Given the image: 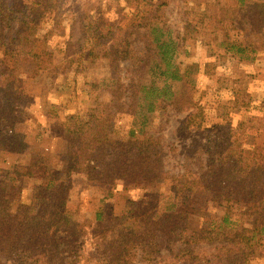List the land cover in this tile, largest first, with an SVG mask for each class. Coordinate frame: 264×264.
<instances>
[{"label": "trees", "instance_id": "16d2710c", "mask_svg": "<svg viewBox=\"0 0 264 264\" xmlns=\"http://www.w3.org/2000/svg\"><path fill=\"white\" fill-rule=\"evenodd\" d=\"M24 1L0 0V160L20 151L25 141L16 130L22 123L20 76L42 69L53 38H67L64 58H94L97 50H105L108 70L125 78L110 91L104 111L112 107L133 115L126 141L91 142L68 129L73 154L67 167L97 185L122 183L150 191L145 203L124 208L121 229L110 233L92 220L80 221L66 207L69 190L40 178L33 165L0 168V264H42L51 233L65 238L57 247L59 264H250L257 250H264V153L243 141L247 132L264 131V115L253 120L256 124L234 122L212 135L222 127L207 117L194 79L215 76V67L202 71L197 64L181 67L177 60L182 43L195 39L203 25L195 15L212 16L227 55L253 60L246 53L264 52V13H246L245 21H235V12L219 0H202L203 9L200 0H177L194 5L185 9L177 33L160 20L168 0H106L112 24L92 20L95 7L103 6L100 0ZM126 10L133 11L130 19ZM142 69H147V83L132 106ZM170 106L178 109L173 132L179 142L166 144L167 118L157 132L150 127L156 113L169 115ZM26 178L40 183L32 202L22 199ZM212 207L228 209L199 229L190 225L192 217ZM96 216L94 221L101 222L100 212Z\"/></svg>", "mask_w": 264, "mask_h": 264}, {"label": "rangeland", "instance_id": "374dc122", "mask_svg": "<svg viewBox=\"0 0 264 264\" xmlns=\"http://www.w3.org/2000/svg\"><path fill=\"white\" fill-rule=\"evenodd\" d=\"M100 1L103 6L95 7V11L91 14L92 20H100L102 24H112L114 13L105 8L106 0ZM149 1L154 4L158 0ZM168 1L171 5L164 9L160 20H163L170 30L180 33L181 23L184 22V11L194 5L183 4L177 0ZM219 1L222 7H231L230 13L235 12V21H245L241 17L246 13L249 17L264 13V0ZM199 4L202 9L205 8L204 1L200 0ZM132 14L133 11L126 10L125 18L130 19ZM193 17L203 22V25L195 39L185 40L182 43V54L177 62L181 67L187 63L197 64L202 71L204 67H215V76L207 78L198 75L194 79L199 90L197 96L204 95L201 103L205 106L207 117L211 123L222 127L212 135L218 134L225 127L232 126L234 122L250 121L251 123L256 120L255 118H262L264 52L246 53L253 60L236 57L232 52L231 55H227L222 46L223 33L217 28L212 16ZM65 24L67 37L71 22L67 21ZM249 24L251 25L250 20ZM231 33L234 37L237 35L232 30ZM66 40L67 38H53L48 48L49 60L43 63L42 69L33 71L30 76H20L18 103L20 108H23L22 123L16 130L23 133L25 141L20 145V151L6 154L4 163L0 160V168L33 165L41 173L40 178L43 176V179L56 182L69 190L66 207L74 211L80 221L92 220L101 230L118 233L122 225L119 219L124 208L129 204L145 203L150 189L125 187L122 183L112 186L97 185L89 182L84 175L71 173L67 164L73 154V145L70 136H67V130L75 129L82 138L91 142L126 141L133 120L131 112L118 111L112 107H109V111H104V106L110 101V91L119 89L125 77L122 74L118 78L114 72L108 70V67L112 68V66H109L105 60L104 49L97 50L94 58L87 55L81 58L79 56L64 58L61 49L63 50ZM147 79V69H142L132 89L130 99L132 106L136 102L141 85L147 83ZM170 107L168 116L166 113H156L150 127L157 132L161 120L167 118V126L162 130L166 144H171L173 140L179 142L173 132L179 118L178 109ZM243 142L245 147L264 153L263 130L247 132ZM225 146L226 144H222L221 150ZM38 184L40 183L35 182L34 179L26 178L22 186V199L32 202L33 190ZM226 209L228 208L221 211L214 207L209 208L204 216L192 217L189 223L193 228L199 229L213 216L223 214ZM234 210L235 208H231L228 211L234 212ZM99 212L101 222L98 223L94 219ZM49 236L48 244L41 253V263L59 264L57 247L64 246L65 238L62 234L51 233ZM250 264H264L263 249L257 250Z\"/></svg>", "mask_w": 264, "mask_h": 264}]
</instances>
